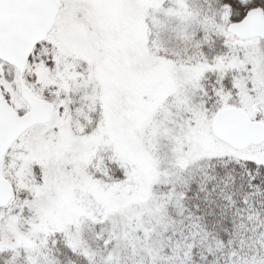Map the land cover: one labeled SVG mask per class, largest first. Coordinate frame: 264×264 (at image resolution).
Listing matches in <instances>:
<instances>
[{"label":"rangeland","instance_id":"rangeland-1","mask_svg":"<svg viewBox=\"0 0 264 264\" xmlns=\"http://www.w3.org/2000/svg\"><path fill=\"white\" fill-rule=\"evenodd\" d=\"M60 2L57 22L28 67L27 61L20 71L0 59V96L8 93L16 110L25 106L22 85L53 96L55 107L1 163L17 186L0 206V247L16 264H58L49 239L71 230L78 239L96 225L113 244L107 253L98 251L101 262L179 260L197 233L183 230L178 206L193 168L212 156L264 164V38H234L230 53L209 63L198 59L191 36L229 31L216 0ZM211 71L223 95L241 97V108L261 124L260 144L224 146L213 119L209 132L198 92ZM49 130L51 138H41ZM106 162L118 163L124 177L105 183L112 180ZM25 204L29 211L23 212Z\"/></svg>","mask_w":264,"mask_h":264},{"label":"trees","instance_id":"trees-1","mask_svg":"<svg viewBox=\"0 0 264 264\" xmlns=\"http://www.w3.org/2000/svg\"><path fill=\"white\" fill-rule=\"evenodd\" d=\"M216 2L221 11L225 12L226 21L229 23L241 20L253 7L264 9V0H216ZM192 29L194 33L196 27ZM202 35L199 30L194 37L191 36V40L194 43L196 40L198 43L199 48L194 51L200 56L198 59L209 63H216L228 55L234 38L243 41L226 29L222 33L211 32ZM42 44L43 42L39 43L34 49L27 67L32 63ZM216 76L215 71L207 72L199 81L198 94L201 104L198 110H202L207 116L206 124L210 133H212L211 121L221 109L228 106L243 107L241 97L236 94L225 97L222 86L216 87L218 82ZM225 80L227 81L225 87H230V78ZM2 95L14 106L8 93L3 92ZM39 96L54 104L53 96L48 94ZM61 96L65 98V93H61ZM24 105V108L18 110L20 113L28 109L26 102ZM101 111V106H98L91 116L94 125L99 120ZM259 125L261 127V124ZM42 126L36 125L34 128H42ZM49 131L47 133L41 131L39 135L44 140L50 139L54 132ZM217 141L228 146L221 140ZM106 164L112 180L108 177L104 179L105 183L111 184L124 177L118 163L106 162ZM1 172L13 186L14 192V186H17L15 177L5 168H2ZM187 180V185L182 187L179 193L178 206H181L182 218L185 222L182 226L186 228L183 230L188 232L194 229L197 232L195 242L186 252L180 254L179 260L165 264H264V164L229 156H212L205 159L197 169L193 168ZM23 200L28 201L27 195L24 194L20 198L19 204L23 205ZM17 208L12 212L14 215L20 210ZM21 210L26 212L29 208L25 204ZM96 228L97 226L94 225L92 229L84 230L80 235L76 234L78 239L73 235V230L67 233L58 232L52 239L50 238L49 246L52 248L51 254L56 262L108 264L101 262L98 251L107 253V250L113 248L112 238L108 236L109 234H101L99 229L95 231ZM107 244L110 247H107ZM0 264H16L12 255L1 247Z\"/></svg>","mask_w":264,"mask_h":264},{"label":"water","instance_id":"water-1","mask_svg":"<svg viewBox=\"0 0 264 264\" xmlns=\"http://www.w3.org/2000/svg\"><path fill=\"white\" fill-rule=\"evenodd\" d=\"M59 6V0H0V59L23 71L35 46L51 30ZM228 29L242 39L264 37V9L251 8ZM20 91L29 106L24 114L0 96V167L7 150L20 135L33 125L46 123L54 111L53 104L39 98L30 87L22 85ZM212 127L221 141L236 149L261 142L260 125L235 106L220 110ZM12 193V185L0 171V206L9 202Z\"/></svg>","mask_w":264,"mask_h":264},{"label":"flooded vegetation","instance_id":"flooded-vegetation-1","mask_svg":"<svg viewBox=\"0 0 264 264\" xmlns=\"http://www.w3.org/2000/svg\"><path fill=\"white\" fill-rule=\"evenodd\" d=\"M59 10H60V9H59ZM58 13H59V11H58ZM56 22H57V17H56V19H55V23H54L53 27L55 26Z\"/></svg>","mask_w":264,"mask_h":264}]
</instances>
